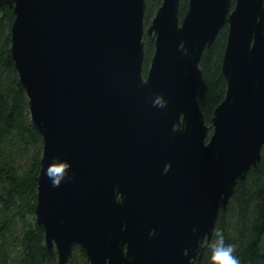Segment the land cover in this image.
I'll return each mask as SVG.
<instances>
[{
	"label": "water",
	"instance_id": "obj_1",
	"mask_svg": "<svg viewBox=\"0 0 264 264\" xmlns=\"http://www.w3.org/2000/svg\"><path fill=\"white\" fill-rule=\"evenodd\" d=\"M4 4L42 139L34 218L58 264L74 245L89 264H197L264 152V0H187L181 18L179 0H161L148 25L146 0ZM225 25L226 92L209 125L200 60Z\"/></svg>",
	"mask_w": 264,
	"mask_h": 264
},
{
	"label": "trees",
	"instance_id": "obj_2",
	"mask_svg": "<svg viewBox=\"0 0 264 264\" xmlns=\"http://www.w3.org/2000/svg\"><path fill=\"white\" fill-rule=\"evenodd\" d=\"M161 0H146L144 23L148 25ZM187 0H179L181 18ZM14 19L9 4L0 7V264H58L55 249L48 250L43 228L35 222V177L39 170L42 139L29 115V104L11 57L10 27ZM227 37L223 26L203 51L197 97L205 122L210 125L215 107L226 92L221 61ZM144 72L154 51L144 35ZM213 234H222L235 245L240 264H264V152L256 167L238 180L225 209L220 210ZM65 264H89L74 245ZM197 264H208L203 256Z\"/></svg>",
	"mask_w": 264,
	"mask_h": 264
},
{
	"label": "clouds",
	"instance_id": "obj_3",
	"mask_svg": "<svg viewBox=\"0 0 264 264\" xmlns=\"http://www.w3.org/2000/svg\"><path fill=\"white\" fill-rule=\"evenodd\" d=\"M45 174L52 181L53 186H59L57 177L63 178L61 171L54 175L46 169ZM234 248L235 245L226 243L224 235L210 234L209 242L204 246L203 253L207 256L208 264H240L239 259L233 254Z\"/></svg>",
	"mask_w": 264,
	"mask_h": 264
},
{
	"label": "rangeland",
	"instance_id": "obj_4",
	"mask_svg": "<svg viewBox=\"0 0 264 264\" xmlns=\"http://www.w3.org/2000/svg\"><path fill=\"white\" fill-rule=\"evenodd\" d=\"M149 24V23H148Z\"/></svg>",
	"mask_w": 264,
	"mask_h": 264
}]
</instances>
